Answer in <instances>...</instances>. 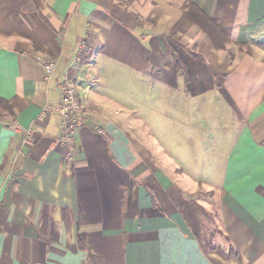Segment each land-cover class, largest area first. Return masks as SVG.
Masks as SVG:
<instances>
[{"label": "crops", "instance_id": "0c3cea01", "mask_svg": "<svg viewBox=\"0 0 264 264\" xmlns=\"http://www.w3.org/2000/svg\"><path fill=\"white\" fill-rule=\"evenodd\" d=\"M187 2L218 20L225 49L183 17ZM63 76L87 89L70 157ZM136 81L160 88L159 128L206 104L227 115L219 188L140 130L151 121L120 85ZM0 264H264V0H0Z\"/></svg>", "mask_w": 264, "mask_h": 264}, {"label": "rangeland", "instance_id": "374dc122", "mask_svg": "<svg viewBox=\"0 0 264 264\" xmlns=\"http://www.w3.org/2000/svg\"><path fill=\"white\" fill-rule=\"evenodd\" d=\"M140 83V81H136L129 88L127 83H120L124 90L130 89L132 93L137 112L135 115L151 121L149 130H146V128L140 130L143 132L149 131L156 142L160 140L162 143H167L166 147L170 151L169 155L175 159L168 162L170 167L174 163H182L189 168L190 175L200 177L213 189L219 188L225 164V153L230 145V141L232 143L235 138L234 131L227 129V126L230 124L227 115L215 112L213 109L210 110L206 104L203 106L204 108L199 109L200 113L198 114L197 121L192 123L188 120L185 125H173L172 128L168 129L159 128V126L165 123L163 122L165 119L162 117L166 113V108H164L165 103L162 101L163 97L158 93L160 92V88L156 86V83L154 87L143 86ZM171 112L178 116L181 115V111L178 113ZM218 118H221V121H218ZM204 119L207 120L206 125L201 124V121H204ZM138 124L142 125L143 122H139ZM220 126H226V129ZM214 139L216 140L215 149L212 151L209 149L206 153L203 152V142L211 143L209 147L212 148L214 147ZM208 152L209 155L215 154L213 161L211 159L210 161L203 159V154L205 155ZM196 154H198L196 161L184 160V157L194 158ZM207 185L201 184L200 189L207 188Z\"/></svg>", "mask_w": 264, "mask_h": 264}, {"label": "built area", "instance_id": "2783aa9c", "mask_svg": "<svg viewBox=\"0 0 264 264\" xmlns=\"http://www.w3.org/2000/svg\"><path fill=\"white\" fill-rule=\"evenodd\" d=\"M41 63L47 77L55 71V63L53 60L42 59ZM59 89V105L55 108L60 119L59 141L65 146L67 157H70L75 151V131L87 121L85 103L87 89L82 87L79 82L67 76L61 78ZM46 111H43L42 115ZM14 129L20 130V126L15 125ZM25 131V143L28 145L31 141L32 131L31 129H26Z\"/></svg>", "mask_w": 264, "mask_h": 264}, {"label": "trees", "instance_id": "16d2710c", "mask_svg": "<svg viewBox=\"0 0 264 264\" xmlns=\"http://www.w3.org/2000/svg\"><path fill=\"white\" fill-rule=\"evenodd\" d=\"M183 8V17L197 25V27L201 29L203 33L208 35L213 44L212 46H214L216 49H225L224 45L227 42V38L223 36L222 33H220L221 31L219 29L218 20L206 16V14L203 13V11L192 2H187ZM174 61L176 62L177 68L182 67L181 62L178 61V59H175ZM231 255L237 256L238 251L229 247L225 253V256L230 257Z\"/></svg>", "mask_w": 264, "mask_h": 264}]
</instances>
